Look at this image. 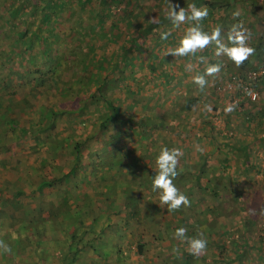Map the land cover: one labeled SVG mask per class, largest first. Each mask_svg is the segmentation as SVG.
<instances>
[{
	"label": "rangeland",
	"instance_id": "rangeland-1",
	"mask_svg": "<svg viewBox=\"0 0 264 264\" xmlns=\"http://www.w3.org/2000/svg\"><path fill=\"white\" fill-rule=\"evenodd\" d=\"M171 1L183 4L186 0H170V2ZM248 1L249 4L253 5L249 6V4L245 3L247 2V0H244L242 3H237L235 6L233 5L232 8L230 7L228 10V19H226L221 25L222 27H220L222 28V38L226 42L227 33L231 26L242 22L244 28L248 29V32L250 33V37L247 41V44L248 46L255 49V54L257 50L256 45L258 44L260 36L264 34V10L263 7H260L261 4H258L263 3L264 0ZM14 3H17V1H15ZM133 3L134 5H126L127 10L133 9L137 13V15L131 19V25L127 26L126 20H120L116 23L117 30H121L120 35H114L117 33L116 31H114V29H107V34H105V32L101 33L97 30H93L98 24L95 22L92 16H88L90 14L89 10L95 7L92 1L86 5L87 7H85L80 12V15H78V12H74L72 16L68 17L66 11L61 12L59 16L62 18V20L56 19L53 27L58 33H60V36L65 41L63 49H66V51L69 48H71L72 51L75 50V52L80 53V55L82 56L80 59L82 60L84 59V56L82 55L83 50H85L83 47L84 45L77 41V38L74 39L73 37L77 36L78 39L87 41L88 43L98 38V44L100 42L104 43L103 45L101 44L100 48L98 45H95L94 47L92 46L91 59H89V57L87 56V60L92 65L91 67L93 69L91 70L102 75H107V80H116L114 77L117 76L115 75L116 73L121 76H127L128 79H126L122 83H120L121 80L119 79L120 82L117 83L118 85L120 84L121 90H119L120 86L115 84L113 85V89H111L108 96L110 100L112 99V97H119V105L124 111V117H132L133 119L136 118V120L138 121L141 119V117L145 115L153 118L154 116L156 117L158 115L165 114L169 110H171L170 112H177L179 117H181V123L178 125H172L171 129L168 130V133L173 134L174 137H172L171 142H178V144L180 142L181 148H184V145H187V149L191 152L192 155L200 149L202 153H205L206 160L208 163L213 161V156H215V161H220L219 156H225V163L222 165V169H224L225 171H221V166L214 167L212 169L217 168L216 174H212L213 172H210L208 174L209 176H217V172L222 174L225 173L227 176V180H232L231 183H228V190H231L232 192H240L236 194L233 193L232 198L219 199V203L218 200L211 197H203V199L205 198L204 200H198L197 202H192L191 200H189L190 207L182 206L179 209L180 211L178 212L180 213L179 217L177 216V218H174L173 220L166 219L167 221H164V225H166L168 222H171L173 225H177L181 222L183 227L185 228L191 226L192 229H200L203 226H208L210 223L208 220L211 219L213 230H215V232L218 231L215 233V235L212 236V240L214 242H220L223 240L226 244L225 246L228 247L232 244L231 239L232 237H234V250H243V253L239 256L236 264H264V206H260L259 204H257L261 202V200H264V173H262L263 167H257L252 164V166L248 168V170L241 169V167H239L238 165L240 164V162H242V153L240 151L232 152L228 150L233 144V134L236 133L239 143H242V141L244 140L239 135L240 132L243 133L242 137H246L245 139L250 140L252 138L248 135L247 130H243L242 126H239L238 122L245 123L246 121H243V119H247L248 121L249 114L253 115L259 110L264 111V83L261 82L259 83V85L257 84V86L259 87V99L256 100L253 106H251L250 104H244V107H239L238 103L240 100L236 103H230L229 100L234 92L227 93L226 91H222L224 83L227 80L225 78H227L229 74L238 75L239 73L243 74L253 69H256L257 67H259L260 64L264 63V55H261V57H259L257 60H255L254 54L250 56L248 60L244 62L246 63V65L244 64L243 68H241V71L239 73L237 71V66L226 56H216L215 44L209 45L211 46V48L209 49L214 51L212 55L211 53L209 55H206L205 53L202 54V51L200 55L196 53L194 56L189 55L183 57H174L172 55H168L169 50L171 52L179 46V41L185 34L187 28L193 26L195 22L186 21L185 23L180 24L179 27L175 26L174 28H172L171 21H163L159 25V33L162 36V34H168L169 30L171 29V31H174V38L169 39L171 36L168 35L167 39H161L160 42L155 40L152 35L144 36L141 30L140 23L148 24L149 21H153L152 18H154L160 11L165 8L169 9L167 0H147L146 2H142L141 0H134ZM208 3H213L214 7L216 8L214 9L215 12L213 10V15H207V17L199 23L202 30L204 27H207V33H211L214 28L218 27L217 15L220 14V3L218 1L214 0L213 2L212 0H190L186 2L187 5L184 8L189 13L188 5L195 4L197 8L206 7L208 10L210 9V7L207 6ZM2 4H5L4 0H0V8ZM124 6V3H120L117 6H114L113 3L110 1H107L106 4L102 5V7H108L109 9H111V12L114 14H118L124 8ZM235 12H239L238 17L233 16V13ZM102 20V26L104 30L105 28H107V24L110 22V20L105 17H103ZM211 20L212 23H210ZM20 21L21 27H27L24 18ZM6 22L7 24L4 23L2 20L0 21V24H2L0 27V51H3L0 52L2 56L0 57V63H2L4 56H7L6 53L9 49L7 42L10 41L12 36H14L16 33V26L14 25V23L10 20H7ZM73 27L76 28L75 32L72 30ZM10 28L12 30L11 32L9 31ZM96 34L98 35V37L96 36ZM139 34L141 36H144L143 40H139V43L142 44L141 47L148 49L151 47L152 50L147 51L146 53L148 54L149 52L150 55L153 57L152 62L159 65H157V71L153 72V74H155L154 76L157 79L155 77L149 78L150 74H147V72L145 73V59L142 57H140V59H133L131 57L132 62L130 64L125 65V67L119 65L118 67H114L111 72H109V67L107 65V62H105V58L111 57L113 58V60L119 59V52L122 51L127 44V37L134 36L135 38V36L137 37ZM167 40L171 41V43H168ZM165 45L170 46V48H166ZM112 48H114V50H112ZM50 54V60L54 61V58L58 59V54L53 49ZM201 56L205 57V61L207 62L203 64H201V62L199 64L196 63V66L194 61L196 62V58H200ZM35 57V59L37 60L36 63L39 64L40 61L44 59L41 55H36ZM5 59L9 58L5 57ZM181 59L184 60V63H181ZM16 60L17 59L13 60L11 63L10 61L6 63V65L9 66L13 71L18 70L19 68L17 66L18 61ZM110 61H112V59ZM47 62H49V60ZM210 63H219L221 65V71L219 74H216L214 76H205V78H207L208 83L205 86L204 90L201 91L198 86L194 83V77L197 75H204L205 70ZM21 64L22 68L26 67V61L22 60ZM52 64L53 70L48 72V74L46 73L44 75V82H38L37 84L35 83V89H33V91L31 92L29 91L30 95H24L23 98L25 99V101H22L21 103L22 108L24 109L22 110L21 115H16V120L19 126L21 128L26 129L29 134L26 135L25 138L20 139L19 141H13V143H10L8 149H5L4 147V149L0 151V182L5 181L6 183H8L15 178L19 179L22 184V187L24 188V193H22V195L20 196L21 203L19 204L22 206L27 205L31 207L34 206V204L40 205V203L44 201H46L49 205L50 202L52 204L54 201H56V198L53 195L54 193H49L47 191L46 193L41 192L37 196H32L29 193L30 189L28 187L31 186L34 182H36L37 179L42 178L43 176H47L52 172L54 173L59 171H67V169H69V164L71 163V160L73 161V154L72 152H70L69 154L63 153V145L67 142L66 145L69 146V143L78 137L83 138L87 135L90 136L97 128V125L92 123V117L90 118L89 115H92L91 112L93 113L96 107L98 105H101L100 103L95 104L93 106L89 105L87 112L85 110L81 113H77L76 115L66 114L64 113L65 108H61V104H63L64 101H66L68 98L71 99L75 96V94L77 93L75 88H77V86L81 88V85L84 84L86 78L92 77V74H89V71L88 73H86L85 71V73L81 74L78 69L71 70V68H68L67 65H62V61L59 62V66H57L55 62H53ZM175 64L177 66L173 70H168L169 66H173ZM188 65H191V70H188ZM2 66L3 65L0 64V71L2 69ZM179 67L183 68L185 72L181 76H179L177 72V68ZM162 72H168V75H170L169 81H165V79L161 77ZM128 76H132V78ZM98 77L100 78V76ZM99 80L100 79H98L97 81ZM148 80H150L151 82L147 83ZM186 80L189 81V84H191L192 87L184 84V81ZM93 83L94 81L89 85L86 84V88L89 90L91 96L96 97L97 95L94 93L93 90ZM213 84H220L221 92H218L213 86ZM68 86L70 89V94L68 96H65L63 92H65ZM126 86L130 87V93L133 96H131L129 92L125 91L124 87ZM72 87L75 88L72 89ZM136 87H139L138 92H132V90H134ZM13 90L15 92V98H22V94L24 93L20 88L14 86ZM236 92H238L237 87L235 89L234 95L238 96L239 94H237ZM83 93L87 94V91H84ZM83 93H78L81 98L84 97ZM187 98L189 100H193V103H195L187 111V120L185 121L186 123L183 124L182 121H184V112L180 109L183 107V105L186 104L185 101ZM131 102H134L133 106H131ZM232 104L236 105L235 110L231 113L226 114L225 108ZM205 106H210L211 110H206ZM50 110H53L56 112V114H58L54 124H49V127H47V133L37 132L32 134L30 132L31 130L34 131L38 127H43L44 124L47 123L45 122L43 124L40 122L42 121V118L46 117L47 114H45V112L48 113ZM200 113H202L204 117H199L198 119L197 114ZM206 120H208L209 123H206ZM250 122L252 121H249L248 124L250 126V129H252L251 127L253 126V123ZM233 126H239V133L237 131L234 133ZM125 127H127V125ZM211 129H213L215 133H213ZM99 131H101L102 139H106L107 136H109L108 132L104 134L101 129H99ZM260 132L261 136H263L262 139L259 140L260 144L257 143L258 145L256 146L255 143H250V146H254L255 150L250 151L249 153H254L256 156H260L262 154V160H264V126H261ZM176 133H178L177 137H175ZM8 135L9 132L7 133L6 138H9ZM137 138V135H132L131 139L127 138L126 140H128V143L136 146L138 145ZM102 139H99L98 141H91V139L85 141V144H83L80 148L79 157L81 158V164L80 166H78L77 170L73 171V173L70 174L73 175V177H69V182H71V184L74 186L76 185L75 188L78 189L76 193H80V189V191L87 193V196L93 199L96 203L100 202L101 198L97 196L99 195V186L97 185L98 182L96 180L97 177H95V173H92L90 177H85V179L81 182H77V179L74 178L79 179L81 174H83L84 168L82 167L86 162L87 156H89V159L91 156L93 157L94 154L92 155V152L95 151L94 148L98 145L102 149V147L100 146V144H102ZM201 141H203V143ZM228 143L230 144L227 145ZM242 144L244 145V143ZM168 145L171 146V149L174 148L172 146V143L169 142ZM168 145L166 147L170 148ZM108 149L109 148H106L105 150L108 151ZM180 150L183 153L180 158H183L184 153L186 152H184V150L182 149ZM102 152H97V154L101 155ZM94 159L95 158H93L92 160L94 161ZM180 161L181 160H179V162ZM251 161L252 163H254L257 160L251 159ZM104 162V158L99 160V163L101 164ZM99 163L98 167L100 166ZM215 163L217 164V162ZM50 166H53L54 170H51ZM103 167L104 166H102L101 168ZM104 169L105 167L102 170L104 171ZM86 171H88V169H86ZM91 172L95 171L91 170ZM183 176H187L186 173H183ZM248 176L251 177L250 180L247 179ZM119 179L121 178H118L117 180ZM103 184L106 185V182H103ZM208 185L210 184L208 183ZM65 187L61 189V192L66 197L65 191H68V189H66ZM248 188L253 189V192L255 194V200L247 201V199L244 197L238 198L237 195L240 194V196H242L241 194L249 191ZM152 194L153 196L157 195V193L153 192ZM194 195L195 194H193L192 196ZM261 196L263 197V199ZM150 200H152V198H146L147 202L155 204V202H158L159 199L155 198L154 196L153 201ZM10 202L11 201H7L6 203L3 200H0V206L5 208L6 212H9V208L12 207V204ZM248 202H250L253 207L249 206L247 204ZM121 203V207H123L124 200H122ZM142 204H144V201H141L140 204L138 203V207H142L143 209L141 210L142 213H144L145 207L141 206ZM217 205L218 207H220L219 209L217 208ZM242 211H244L245 213L242 217L245 216L246 224H249L250 226H248L247 229L242 230V228L240 227L242 226V223L236 221L238 222L237 225H235L236 227L234 229H228L230 225H228V227L225 225L226 220L229 219L230 215L232 214H234V216L238 219H241ZM157 213L158 214L154 218H158L160 212ZM237 213L239 215H237ZM172 214L174 213L169 212L168 215L162 214L160 216H162V218H167L169 217V215L172 216ZM11 216L15 217L16 213L13 212ZM205 216L208 217L205 219ZM237 218L236 220H238ZM13 222L15 223L16 220H14ZM14 223L13 226H15ZM0 224L2 225L3 222ZM160 229L162 239L159 241V244H149V249H147V251L142 255L134 253V248L132 247L133 252L130 253L129 262H127L128 264H150V262H153L154 264H165L167 263V252H177V249L179 248H182L183 250H189L187 242H184L182 239H178L175 236L176 230H174V227H172L171 229ZM206 229L203 230L206 231ZM131 231L134 235V231ZM205 231H203L204 235L207 238L211 239V237H209ZM198 233L199 232H197V234ZM1 234L2 233H0V235ZM236 240L243 241L244 246L242 248H239V246H237L236 244ZM0 241H3L1 236ZM125 247L126 246L124 245L123 250H126ZM229 247V249H231V247H233V244ZM218 250L219 248L217 249L216 246L207 242V247L205 251L199 255H196L194 259L190 260V263L209 264L211 262V258L218 255ZM233 253L232 250H228L225 252V254L229 257H233ZM18 262H20V259H18V257H15L13 263Z\"/></svg>",
	"mask_w": 264,
	"mask_h": 264
},
{
	"label": "trees",
	"instance_id": "trees-1",
	"mask_svg": "<svg viewBox=\"0 0 264 264\" xmlns=\"http://www.w3.org/2000/svg\"><path fill=\"white\" fill-rule=\"evenodd\" d=\"M15 1H17V3H14ZM91 1L94 3L95 7L89 10L90 14L88 16H92L98 24L93 30H97L101 33L105 32V34H107V29H114V31L117 32L114 35H120L121 30H117L116 28L117 21L126 20L128 26L131 25V19L137 15L135 10H127L128 5H134V0H4L5 4H2L0 8V21L2 20L7 24L6 21L10 20L16 26L15 35L7 42L9 47L6 53L7 56H4L2 63H0L3 65L0 71V151L3 150L4 147L5 149H8L10 143H13V141H19L29 134L26 129L19 126L16 120V115L22 114L24 108H22L21 103L22 101H25L23 98L24 95H30L29 91H33L38 82H44V75L53 70V62L59 66V62L62 61V65H67L71 70L78 69L81 74L85 73V71L88 73L89 71V74H92V77L86 78L84 84L81 85V88L78 89L74 87L77 93L73 98H68L63 104H61V108H65L64 113L76 115L85 110L87 112L89 105L93 106L98 103L101 104L96 107L93 113L91 112L92 123L97 125L93 134L90 136H84L83 138L77 136L78 138L71 141L72 143L70 142L69 146L66 145L67 142L63 145V153L69 154L72 152L73 154V161L71 160L69 169H67V171L52 172L47 176L37 179L36 182L28 187L30 189L29 193L32 196L39 195L43 188H46L49 193H54L53 195L55 196L56 201H54L55 203H52V206H54L53 210L52 207L50 208L49 206L47 210L39 208L38 214H33L30 215L32 217H27L28 214L26 215L24 212L23 206L19 205L21 203L20 196L24 193V188L19 179L15 178L8 183L5 181L0 182V200H3L6 203L7 201H11L10 203L12 204V207L9 208V211L15 210L16 213L15 217H10L9 214H5V208L0 206V223L2 219L6 218L5 223L2 225L0 224V233H2L0 236L3 239V242L11 248V253H5L0 249V258L3 259V257L7 256V264H128L127 262H129L130 253L133 252L132 247L134 248V253L142 255L147 249H149V244H159V241L162 239L160 228L171 229L174 227V230H176L177 228L183 227L181 222L177 225H173L171 222L164 225V221H167V218L173 220L174 218H177V216L179 217L180 213L178 212L180 210L172 211L171 213H174L172 216L162 218L160 215H162L163 212H169L167 211L168 206L165 205L166 207L164 210L159 211V205L146 201V198L148 197L152 198L150 201H153L154 199V196L149 189L152 188L153 177L158 170L156 166V158L160 150L166 147L169 142L172 143L174 148H181L180 143L171 142L173 134L168 133V130L171 129L172 125H178L181 123V117H179L177 112H170L171 110L163 115L154 116L153 118L146 116L138 123H135V120L132 117H124V111L119 105V97H112L110 100L108 96L111 89H113V85H118L117 83L120 82L119 79L121 80L120 83H122L128 78L124 79L123 76L116 73L115 75L117 76H114L116 80H107V75L92 71V65L87 60V56L91 59L92 46L94 47L95 45H98L100 48L101 44L103 45L104 43L100 42L98 44V38L88 43L87 41L78 39L74 34L75 37L73 38H77V41L84 45L83 47L85 50H83L82 54L84 59L82 60L80 59L82 57L80 53L75 52V50L72 51L71 48H69L66 51V49H63L65 41L60 36V33H58L53 27L56 19L62 20L59 16L61 12L66 11L68 17L72 16L74 12H78V15H80V12L87 7L86 5ZM107 1L112 2L114 6H117L120 3H124L125 6L118 14H114L108 7H102ZM141 1L146 2L147 0ZM188 1L190 0H186L183 4H177L184 8ZM212 1L214 2V0ZM216 1L220 3V14L217 15V26L220 27L223 22L228 19L229 8H232L233 5L235 6L237 3H242L244 0H228L229 2L227 0ZM172 3L176 2L173 1ZM245 3L249 4V1L247 0ZM258 4H261L260 7H263L264 10V2ZM251 5L253 4H249V6ZM207 6L210 7V9H208V16L213 15L212 12L216 9L213 3H208ZM169 11L170 9L165 8L159 12L160 14L158 13L152 18L153 21H149L148 24L140 23L144 36L152 35L155 40L161 42L162 38L158 28H160L159 25L163 21H171L168 18ZM103 17L110 20L107 24V28L104 30L102 26ZM23 18L27 24V27L25 28L21 27L20 23V20ZM210 23H212V20ZM1 25L2 24H0V27ZM171 26L172 28L175 27L173 24ZM72 30L75 32L76 28L73 27ZM9 31H12L11 28ZM203 31L207 32V27H204ZM173 32L174 31H171V29L169 30L168 35L171 36L169 39L174 38ZM96 36L98 37L97 34ZM144 36H141L140 34L137 37L135 36V38L134 36H128L125 48L119 52V59L113 60L111 57L105 58V62H107L109 67V72L119 65L125 67V65L130 64L132 62L131 57L133 59H140V57H142L145 59V73L147 72V74H150L149 78L155 77L153 72L157 71L159 65L152 62L153 57L149 52L148 54L146 53L147 51L152 50L151 47L149 49L141 47L142 44L139 43V40H143ZM169 42L171 43V41H168V43ZM165 46L166 48H170L168 45ZM52 49L58 54V59L54 58V61L49 59ZM256 49V53L254 54L255 60L261 57V55H264V34L260 36ZM112 50H114V48H112ZM200 54L201 51L199 55ZM36 55H41L44 58L40 61V64L36 63ZM0 57H2L1 54ZM5 57L9 59H5ZM14 58L17 59V66L19 67L16 71H13L6 65L9 61L11 63L15 60ZM111 59L112 61H110ZM22 60L26 61V67L24 68H22ZM48 60L49 62H47ZM196 61L200 63L199 58H197ZM244 64L246 65V63H243L242 66L237 67L238 73L241 71ZM239 74L243 76L245 73ZM161 75L165 81H169L170 75H168V72H162ZM232 75L235 74H229L225 79H229ZM98 76H100V78ZM128 77L132 78V76ZM98 79L100 80L97 81ZM93 81V90L97 95L96 97L91 96L89 90L86 88L87 85ZM150 82V80L147 81V83ZM261 82L264 83V78L260 77L257 80V84L259 85ZM214 85L216 84H213V86ZM14 86L23 91L24 94H22V98H15V92L13 90ZM69 86L66 88L65 92H63L65 96L70 94ZM118 86H120V84ZM256 87L258 91L259 87L257 85ZM120 88L121 86L119 87V90H121ZM124 89L131 95V89L129 86L124 87ZM138 89L139 87H136L132 92L136 93L138 92ZM84 91H87V94H84ZM80 92L83 93V98L78 94ZM236 93L239 94V92ZM185 102L186 104L180 109L183 112H187L190 107L194 105L193 100H189L188 98ZM244 104H250L253 106L255 101L247 99L245 101L241 100L239 101L238 106L244 107ZM45 114H47L46 117L44 116L45 118H42L40 123H47L44 124L43 127H38L34 131L31 130L30 132L32 134L37 132L47 133V127H49V124H54L55 119L58 116L53 110H50L48 113L45 112ZM249 116L251 117V115ZM249 116L248 120L250 119ZM185 120L182 121L183 124L186 123ZM244 121L247 122V119H244ZM205 122L209 123L208 120ZM126 125L127 127H125ZM99 129H101L104 134L107 132L109 133V136H107L106 139H103L102 142L111 144L112 146L111 151L109 150L107 153L102 152L104 151L102 149L98 151L100 148L98 145L94 148L96 152H102L103 154L98 155L96 153V155H93L92 153V159L95 158L94 161L92 160V170H101V167L104 164L99 163L100 159L109 156L113 157L114 155L119 154V156L113 158L111 161L109 160V165H118V168L121 169L120 171L124 173L123 175L116 176L117 179L121 178L119 180L116 179V186L123 188V191L120 190L117 196L124 200L123 207L127 209L125 212V220L129 221L130 218L132 219L131 225L126 228L121 226V221H118L119 217L123 218L119 211V209L122 208V200L120 202L116 201L114 195L99 192V195L97 196H99L101 200L96 203L93 199L87 196V193L83 194V196H79L76 193L77 190L75 186L68 180V176L72 174L73 171L77 170L78 166L81 164V158L79 157L80 148L85 144V141H88L89 139H91V141L102 139L101 131H99ZM211 131L215 133L213 129H211ZM8 132L9 138H6ZM132 135H137L138 145L142 150L140 151L136 146L132 150H127L125 148L126 150L123 153L120 152V149L117 148L116 141L120 138L131 139ZM177 136L178 133H176L175 137ZM195 153L202 155L200 150ZM189 154H191L190 151L188 156ZM116 159H119L117 160V164H115ZM87 160H89V156H87ZM145 161L149 162L148 168H143ZM201 161H203V159H201ZM98 163L100 164L99 167ZM50 167L51 170H54L53 166ZM136 170L138 173H136ZM204 170H206V167H199L197 165L185 168L177 167L178 175L174 178L173 183L179 191L185 194L192 202L204 200V193L212 192L217 194L220 190V192L224 193L228 187L227 181L229 182V180H227L225 173H217V176L210 178L207 174H204ZM221 171L224 172L225 170L221 168ZM183 173H186L187 176L184 177ZM103 174L104 171H101V176ZM96 180L98 182L97 185L99 186L100 182H103V180L106 179L99 181V178H96ZM231 181L232 180H230V182ZM208 183L210 185H208ZM63 187L68 189V191H65L66 197L61 192ZM132 189H134V192H132ZM133 193L134 196L132 195ZM193 194L195 195L192 196ZM208 197L210 196H207L206 198ZM141 201H144V204L141 205L145 207L144 213H142L141 210L143 208L138 207V203L140 204ZM158 201H160V199ZM217 208L219 209L220 207L217 205ZM156 211L160 212L158 218H154L158 214ZM207 217L205 216V219ZM14 220L18 222L15 226H13ZM208 221L210 222L209 225L203 226L200 229H192V227L189 226L187 228L188 231L186 236L196 237L197 232L203 233V238L206 239L208 243L213 244L217 249L219 248L218 255L212 260L213 263L210 262L209 264H236L239 258V253H233L235 247L233 246L229 249L230 247L225 246L226 244L223 240L220 242H214L212 240V236L218 231L215 232V230H213L212 220L209 219ZM203 229H206V231ZM131 230L134 231V235ZM125 231H128V233L135 238L133 244H127L125 247L126 250H123L124 245L121 242V238ZM203 231H205L211 239L207 238ZM183 241L186 242L185 240ZM239 248H242V246H239ZM228 250H232L233 257H229L225 254ZM242 253L243 250L241 251V254ZM166 256L167 263L165 264H191L190 260L194 259L196 255H192L189 250L179 248L177 249V252H167ZM15 257H18L20 262L13 263ZM150 264L154 263L150 262Z\"/></svg>",
	"mask_w": 264,
	"mask_h": 264
},
{
	"label": "clouds",
	"instance_id": "clouds-1",
	"mask_svg": "<svg viewBox=\"0 0 264 264\" xmlns=\"http://www.w3.org/2000/svg\"><path fill=\"white\" fill-rule=\"evenodd\" d=\"M169 5L168 18L172 24L179 27L180 24L186 21L195 22L193 26L187 28L185 34L179 41V46L168 53V55L176 56H189L195 55L198 51H203L210 44L216 46V56H226L237 67L248 60L255 52V49L248 46L247 41L250 37L248 29L244 28L242 22L234 24L228 30L227 43L222 38V28L216 27L211 33L204 32L200 27V21L205 19L208 15L207 8H197L195 4L188 5L190 14L185 8L180 7L177 3H172L167 0ZM178 9V10H177ZM234 17L239 16V12L233 13ZM167 33L162 34V39H167ZM200 62H205V57L201 56ZM188 70H191V65H188ZM221 71V65L219 63H210L204 75H197L194 77V83L198 88L203 91L208 81L205 76H214ZM257 98L258 91L256 87ZM239 96V95H238ZM244 97V96H243ZM241 100H246V98ZM206 110H211L210 106H205ZM236 105L232 104L225 108V113H231L235 110ZM183 155L179 148L169 149L164 147L160 150L156 158L157 172L153 177L152 187L153 191L159 190V199L161 204L167 205V211H178L182 206L190 207V201L188 197L181 193L179 189L173 183L174 178L178 175L177 166L179 158ZM187 228L180 227L176 229L175 236L182 240H185L189 246V251L192 255H199L205 251L207 247V240L203 238V233H198L196 237H187ZM0 249L5 253H11L9 245L0 241Z\"/></svg>",
	"mask_w": 264,
	"mask_h": 264
},
{
	"label": "crops",
	"instance_id": "crops-1",
	"mask_svg": "<svg viewBox=\"0 0 264 264\" xmlns=\"http://www.w3.org/2000/svg\"><path fill=\"white\" fill-rule=\"evenodd\" d=\"M209 48H211V46H208L207 48H205L203 51H202V54H210L211 53V55L213 54V50H210ZM212 49H213V47H212ZM209 51V52H208ZM199 53H200V51H198L197 52V54L199 55ZM197 59V58H196ZM205 62H207V61H205ZM204 62V63H205ZM208 62H212V61H208ZM181 63H184V60L183 59H181ZM194 63H195V65H196V63H198L197 61L195 62L194 61ZM199 64V63H198ZM201 64H203V63H201ZM177 65L175 64V65H173V66H169V69L168 70H173L175 67H176ZM197 66V65H196ZM177 72H178V75L179 76H181L183 73H185L184 72V69L183 68H177ZM178 76V77H179ZM123 78L125 79V78H127L126 76H123ZM179 79V78H178ZM206 80H207V78H206ZM169 83V82H168ZM171 83V82H170ZM184 84L185 85H189V86H191L192 87V85L191 84H189V81L188 80H186V81H184ZM74 87H72V89H73ZM77 88H79L78 86H77ZM191 91V90H190ZM195 103V102H194ZM134 105V102H131V106H133ZM201 110H202V108H201ZM260 111V110H259ZM55 112V111H54ZM263 112V113H262ZM187 113L188 112H184L183 113V117H184V120L186 119V117H187ZM88 115V114H87ZM161 115H163V114H161ZM249 115H251V117H250V119L247 121V122H238V124H239V126H242V129L244 130H247L248 131V135L250 136V137H252L250 140H247V139H245L246 137H242L243 136V133H239V126L238 127H234L233 126V130H234V133L237 131L238 133H239V135L241 136V138L242 139H244L243 141H242V143H244V145L240 142L239 143V140H238V137H237V135H236V133L235 134H233L234 135V137H233V144H232V146L228 149V150H230V151H232V152H235V151H242L241 153H242V162H240V164L238 165L239 167H241V169H247L248 170V168H250L251 166H252V164H254L255 166H262L263 167V169H262V173H264V160H262L263 159V156H262V154L260 155V156H256L254 153H249L250 151H254L255 150V148H254V146H250V143H255V145L257 146L258 144L257 143H259V140L260 139H262V137L263 136H261V132H260V128H261V126H264V111H260V112H256L255 114H249ZM147 115H145V116H143V117H141V119L142 118H144V117H146ZM89 117L91 118V115H89ZM148 117V116H147ZM199 117H204L203 116V114L202 113H200V114H197V118L199 119ZM140 119V120H141ZM236 119H238V118H236ZM134 120H136V118H134ZM140 120H136L135 121V123H138ZM186 121V120H185ZM243 121H244V119H243ZM249 121H252V122H250V123H253V126L251 127L252 129H250V126H249ZM185 123V122H184ZM233 125V124H232ZM258 128V129H257ZM236 129V130H235ZM257 129V130H256ZM180 137V136H179ZM127 138H120L119 140H117L116 142V145H117V148H119L120 149V152H124L126 149L127 150H132L134 147H136L137 146V148L138 149H140V151L142 150V148H140V146L139 145H136V146H134L133 144H130V143H128L127 141L128 140H126ZM102 141H103V139H102ZM250 141V142H249ZM106 142V141H105ZM202 143H203V141H201ZM180 143V142H179ZM230 143H228L227 145H229ZM260 144V143H259ZM222 145H224V144H222ZM243 145V146H242ZM100 146L102 147V149L104 150L103 152L104 153H107V152H109V150L111 151V144H107V143H104V142H102V144H100ZM185 147L183 148H180V149H182V150H184V152H186V153H184V157L183 158H180L179 160H181L179 163H178V166L177 167H194V166H199V167H206V170H204V174H207V176L208 177H210V178H212V177H214L215 175H210L209 176V174L208 173H212V174H216V169L217 168H215V169H212V168H214V167H220L221 166V168L223 167L222 165L225 163V161H224V157L225 156H223V155H221V156H219V159H220V161H215V156H213V161H211L210 163H208L207 162V160H206V156H205V153H202V155H198V154H189V156H188V153H189V150L187 149L188 148V146L187 145H184ZM169 149H171V146L169 145ZM106 148H109L108 149V151H106L105 149ZM114 148H115V146H114ZM126 148V149H125ZM212 149V148H211ZM101 150V148L100 149H98V151H100ZM200 150V149H199ZM188 151V152H187ZM219 151V150H218ZM217 151V152H218ZM220 151H223V150H220ZM94 155H96V151H94V152H92ZM99 153V152H98ZM103 154V153H102ZM117 156H119V154L118 155H114L113 157L112 156H109V157H107L106 159L104 158V167H105V169H104V174L101 176V171H103L102 169L104 168H101V170H96L95 172H91V170H92V156L90 157V159L89 160H87L86 159V162H85V164H84V166L82 167V168H84V172H83V174H81V176H80V178L78 179V178H74V179H77V182H81L82 180H84L85 179V177H90V175L92 174V173H95V177H97V178H99V181H101L102 179H106V180H103V182H106V185H104L103 184V182H100V185H99V192H105V193H107V194H111V195H114V197H115V200L116 201H121V200H123V199H120L118 196H117V194H118V192L120 191V190H122L123 191V188H120V187H117L116 186V176H120V175H123L124 173L122 172V171H120L121 169L120 168H118L119 166L118 165H116V166H112V165H109V160L111 161L113 158H115V157H117ZM203 156H205V157H203ZM246 157V158H245ZM201 159H203V161H201ZM251 159H256L257 161L256 162H254V163H252V161H251ZM117 160H119V159H116L115 160V164H117ZM217 160V159H216ZM217 162V164L215 163V162ZM106 163V164H105ZM112 163V162H111ZM206 163H208V164H206ZM148 165H149V162H144V166H143V168H148ZM80 166V165H79ZM86 169H88V171H86ZM219 169V168H218ZM34 170V169H33ZM138 170V169H137ZM137 170H136V173H138L137 172ZM93 171V170H92ZM120 171V172H119ZM91 172V173H90ZM218 173V172H217ZM69 177H73V175H69L68 176V180H69ZM250 178L251 177H247V179L248 180H250ZM230 182V181H229ZM229 182H227V183H229ZM110 183H111V185H110ZM226 183V184H227ZM231 183V182H230ZM76 186V185H75ZM229 187V186H228ZM228 187H227V191H225L224 193L222 192V193H220V191L217 193V194H215V193H204L203 194V197H207L208 195H210V197L211 198H215L216 200H218V203H219V199H222V198H232L233 197V193H239L240 191H238V192H232L231 190H228ZM232 187H233V185H232ZM44 190V191H43ZM76 190L78 191V189L76 188ZM150 190V192H153V193H157V195H154L155 196V198H157V199H159V190H156V191H153V187L152 188H150L149 189ZM239 190V189H238ZM248 190L249 191H247V192H244L243 194H241L242 196H240V194H238L237 196H238V198L239 197H244V198H246L247 199V201H253V200H255V194H254V192H253V189H251V188H248ZM41 192L43 193H46L47 192V189L46 188H43L42 190H41ZM79 192L80 193H78V195L79 196H83V194H86V193H84L83 191H80V189H79ZM132 192H134V189H132ZM133 196H134V193L132 194ZM215 195H218V196H215ZM224 196V197H223ZM262 197V196H261ZM262 199H263V197H262ZM156 205H159V211H162V210H164V208L166 207L165 205H163V204H161V202L160 201H158V202H156L155 203ZM203 204V203H202ZM249 206H251V207H253L252 205H251V203L250 202H248L247 203ZM257 204H259L260 206H264V200H261V202H259V203H257ZM51 208L52 207V210L54 209V206H52V204H51V202L49 203V205L47 204V202L46 201H44V202H41L40 203V205H37V204H34V206H27V205H24L23 206V209H24V212L26 213V215L28 214V216L27 217H32V216H30V215H35V214H38L39 213V208H42V209H48L49 207ZM210 206V205H209ZM13 212H15V210H12ZM119 211H120V213H121V215L123 216V218L121 217H119V219H118V221H121V226H124V228H126V227H129V225H131V223H132V219L130 218L129 219V221H126L125 220V212L127 211V209L125 208V207H122V208H120L119 209ZM13 212H6L5 214H9V216L10 217H12L11 216V214L13 213ZM235 213V212H234ZM162 214H166V215H168L169 214V212H163ZM245 213H244V211H242L241 212V219L239 218H237V217H235L234 216V214H232V215H230V218L229 219H227L226 220V223H225V225L228 227V225H230V227L228 228V229H234L236 226L235 225H237V223L239 222V223H242V226H240L241 228H242V230H245V229H247V227L248 226H250L249 224H246V219H245V216L244 217H242L243 215H244ZM237 215H239L238 213H237ZM170 216V215H169ZM163 218H165V217H163ZM236 218L238 219V220H236ZM168 219V218H167ZM5 220H6V218H4L2 221H1V223L3 222V224L5 223ZM236 221H238V222H236ZM14 223V222H13ZM16 223H18L17 221L14 223V225H16ZM250 229V228H249ZM242 234H243V232H242ZM134 236L133 235H130L129 233H128V231H125V233H123V237L121 238V242H122V244L123 245H127V244H133V240H134ZM232 239H234V237H232ZM231 239V240H232ZM137 240V239H136ZM241 242V243H240ZM239 242V240H236V244L237 245H239V246H244V242L243 241H240ZM232 244H233V246H235V244H234V240H232ZM232 244L231 245H229V246H232ZM240 244H242V245H240ZM234 252H236V253H239V256L241 255V251L238 249V250H234ZM138 256H140V255H138ZM2 258H0V264H7L6 262V260L8 259L7 258V256L6 257H3V259L1 260ZM213 259H215V257H212L211 258V262H212V260ZM237 263V262H236Z\"/></svg>",
	"mask_w": 264,
	"mask_h": 264
},
{
	"label": "built area",
	"instance_id": "built-area-1",
	"mask_svg": "<svg viewBox=\"0 0 264 264\" xmlns=\"http://www.w3.org/2000/svg\"><path fill=\"white\" fill-rule=\"evenodd\" d=\"M264 78V63L260 64L259 67L253 69L243 76L241 75H232L224 83L222 91L227 93H233L230 98V103H236L243 96L250 101H253L257 98L256 85L258 78ZM220 84L214 85L215 89L218 92H221ZM238 88L239 96L234 95L235 89ZM243 97V98H244Z\"/></svg>",
	"mask_w": 264,
	"mask_h": 264
}]
</instances>
